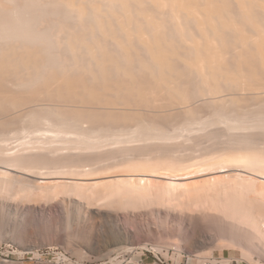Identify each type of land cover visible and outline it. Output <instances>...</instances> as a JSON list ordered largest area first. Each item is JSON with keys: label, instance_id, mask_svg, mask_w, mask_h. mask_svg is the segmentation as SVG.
Listing matches in <instances>:
<instances>
[{"label": "bare ground", "instance_id": "6f19581e", "mask_svg": "<svg viewBox=\"0 0 264 264\" xmlns=\"http://www.w3.org/2000/svg\"><path fill=\"white\" fill-rule=\"evenodd\" d=\"M220 125L219 133L214 126ZM210 127L220 136L213 132L211 140L233 146L215 149L201 162L185 164L174 149V158L160 147L168 156L137 152L140 139H157L155 145L173 140L171 146L196 132L208 130V136ZM257 135L264 136V0H0V214L21 235H35L43 227L39 220L69 209L75 214L68 222L77 227L94 220L90 231L103 220L112 222L125 235L114 242L125 244L130 228L120 218L142 223L137 207L151 178L168 177L176 188L221 173L233 180L253 174L262 190L264 139L258 144ZM124 143H132L140 159L126 163L118 157L123 166L114 157L132 154L122 152ZM101 146L119 150L111 149L114 156L108 150L113 157L100 170L97 163L96 170L79 168L68 157L72 167L57 159L62 168L55 161L53 166V156L63 151L96 153ZM109 184L112 193L105 190ZM116 206H125L126 215L120 217ZM161 212L159 218L169 216Z\"/></svg>", "mask_w": 264, "mask_h": 264}, {"label": "rangeland", "instance_id": "374dc122", "mask_svg": "<svg viewBox=\"0 0 264 264\" xmlns=\"http://www.w3.org/2000/svg\"><path fill=\"white\" fill-rule=\"evenodd\" d=\"M214 127H216L215 128L216 130H218L222 126L220 125L218 127L217 126H214ZM214 127L209 128L208 136H207L208 130H207V132L204 130L205 132L204 131L203 132H201V131L196 132L195 134L194 133L191 134L190 137L187 135L189 140L187 138L183 139V137H178L177 139L174 140V143H171V146L173 148L169 145H168L169 147L167 146V143L170 144V141L172 142L173 140H170V141L165 140L168 142L163 141V143H166L165 144L166 147H165V145L163 143H161L162 140L158 141L155 145L154 143L157 141V139H155L156 140L155 142L152 139L154 143H151L152 140H150V141L148 140V142L145 140V142H144V140L141 141V139H140L138 141H139V144L141 145V147H137L138 141H137V139H135L136 141L134 140V142H132V140L130 141L133 144L132 143H126V144H130V146L127 145L128 148H130V150L128 149V152L126 150L127 147H125L126 144L124 143L123 149H125V150L122 149V152L124 153V151H125L128 154L131 151V148H132L131 144H132L133 148H134V146L137 147L138 151L136 149L135 150L137 152H139V154L141 153L140 151H142V153H143V154L141 153L142 157L144 155L143 151H145V152L149 151L150 152V155L148 152L144 156H152L153 157V155L155 153L156 154L158 153L157 150H159L158 147H160L161 148L160 150L163 149L164 152L166 150V152L169 154V157H173L175 155V152L172 149H174L175 151L178 150L177 152H179V153H176V154H179V155L181 154V156L178 155L179 156L178 158H179V160H182V159L186 160V161H184L185 164L187 163V161H189V162L200 161L201 162V160L203 161L206 158L205 157L203 159V156H205L206 154L209 155V153L210 152L212 153L213 150H215V149L217 150L219 148L221 149L222 146H226V147L231 146V145L233 146L232 142H229L230 140L228 141L226 139H221V138L217 139L219 142L214 140V139H216V137H220L218 134V132L220 133V130H218V132L215 133L214 131H216V130L212 129ZM210 131H212V132H210ZM213 132H214V135L216 137H214V139L211 140V138L214 136ZM200 133H202V134H200ZM197 134L202 135V136L205 134L204 135L205 137H202L200 139L201 136H196ZM194 135L197 138L199 137L200 140L197 138H196L197 140L192 139L194 137ZM259 136H260V134H259ZM259 136L258 135L254 136V137H256V139L254 138V140L257 143H258V140L260 141L261 139H264V138H262V137H264L263 135H261L262 137H259ZM209 137H210V139H209ZM258 137L260 139H258ZM203 138H205L206 141ZM190 139H191V141H190ZM185 140H187L186 142H188V144L186 142H185V144L183 143ZM201 140H203L205 142H202ZM207 140L213 141L215 143V145H213L214 144L213 142H208ZM225 140L228 141L229 144ZM195 141L196 142L199 141L200 145L203 147H201L200 145L198 146V143H196ZM140 142H142V143H140ZM179 142H180V144H178ZM181 142L183 144H181ZM192 142H193V144H192ZM143 144H145L147 149H145V146ZM157 144H159V145L157 146ZM211 144L214 146V148ZM223 144H225V145H223ZM174 145H175V147H174ZM206 145H208L207 146L208 148L206 147ZM219 145H220V147H219ZM142 146H144V148ZM152 146H154V147H152ZM191 146H193V147H191ZM215 146H216V148H215ZM120 147H122V145ZM164 147L166 149H164ZM167 147H168V149H167ZM181 147H183V148H181ZM103 148H105L107 150H104V152H103ZM177 148H179V149H177ZM186 148L188 150L190 149L192 151H186L187 150ZM198 148H202L203 150L198 149ZM111 149L112 148H109L108 146L107 147L101 146V149L99 148V150H101V152L99 150H97L96 153L92 151L93 154L89 153L91 151L81 152V153L75 152L76 154H80V156L79 155L75 156L76 154L74 153V151H72V153L70 151V153L72 155L74 154L73 157H71L72 155L70 153H68V155H70V156H68V155L66 156L64 153L67 154V151L66 152L63 151L64 153L63 152L62 153L65 155V159H64L63 154L57 155V158L55 155V156H53V158L51 157L53 160V163H54V164L53 163L52 164H53V166H56L57 164L60 165V164H62L61 162H63L65 160V162H67V163L64 164V162H63L62 165L67 164V166H71V164H70L71 162L69 163L70 165H68V161L72 160L73 163H75V164L77 163L76 165L78 167L80 165L79 168H83V169L84 168L85 169L91 168V169L96 170V168L99 167L97 169L100 170L101 166L103 167V165H104L102 162L105 161L104 163H106V161L108 160V159H105L108 156L106 154L110 153V152H108V150H110L112 152V150H114L115 148L112 150ZM153 149H155V150H153ZM169 149H170V151H169ZM181 149H183L182 153H180ZM184 149H186V150H184ZM116 150H119V148H116L115 151ZM150 150H152V151H150ZM120 151H121V149H120ZM120 151H118V152H120ZM136 151H133V152H135L137 154ZM171 151L174 152V154ZM193 151H194V154H193ZM133 152H132V154L130 153V155H133L134 154ZM160 152H162V151H160ZM164 152H162V153L167 155V153H164ZM170 152L173 156L172 155L170 156ZM82 153L85 155H82ZM88 153H89V155H88ZM100 153H101V155H100ZM113 154H114V151L112 152L111 155H113ZM119 154L114 157L115 161H117V162L119 160L125 162L126 161L125 159H127L129 161H135V160L140 159V158H137L138 155H136V156L133 155L131 157L128 154L127 156H129V157L124 158L123 156L125 153L122 156ZM156 154H155V156H156ZM158 154H157V156H161V153L159 155ZM111 155H109L111 158H109V156L107 158L112 159V157L115 154L113 156H111ZM192 155L194 157H192ZM196 155H198V156H196ZM59 157H61V158H59ZM67 157L69 158V160ZM82 157H84V158L80 159ZM103 157L105 160L102 159ZM133 157H135V160H133ZM73 158L74 159L76 158L75 161H73ZM100 158H101V160H100ZM122 158H123V160H122ZM131 158H132V160H131ZM185 158H188V159H185ZM190 158L191 159L193 158V160H191ZM55 159H57L61 162H59ZM95 159L97 160V162ZM77 160H79V161L81 160V162H77ZM84 160H87V161L89 160V161L87 163V161H84ZM54 161L56 163L57 162L58 163L56 164ZM120 161H119V163H122L121 165H123V166L126 165L127 162H129V161H126V163L124 164L123 162H120ZM94 162H95V164H94ZM117 162H116V166L119 164V163L117 164ZM81 163H83L84 166L87 165V167L86 166L81 167ZM96 163L98 164V166ZM113 163H115V162H111L109 164H113ZM62 165H60L61 168H62ZM76 165H75V167H77ZM113 165L112 166L115 167V164H113ZM118 166L120 167V165H118ZM123 166H121L120 168L122 169ZM63 168H64V166H63ZM219 175H222V177L225 176L222 173ZM252 175L253 174H249L248 177H245V178H243L242 176L241 177L237 176V177H235V180H233L234 176L232 177V176H228V175H226L227 177H224V179L221 176H219L218 178L215 177V179L217 178L216 180L214 178H212V179L211 178H209V179L208 178L207 179L206 178L205 179L200 178L198 180H192V181L190 180L189 181L190 183H188V185H185L183 187H176V188H175V186H172L169 183H167V182H169L168 177H163V178L158 177V178H154V179L151 178L153 181L152 180L150 182L146 181L145 182L146 188H144L145 189L144 192L148 191L147 194L148 193H150V194H148V195L146 194V199H144L143 203H142L143 206L137 207L138 208L137 211L143 210L142 212L144 214L142 216L143 221L141 220L142 223L139 226L133 224V222L129 221L125 217H121V216L126 215L125 212L123 211V210H125V206H123V207H117L116 206L118 208L117 213H119V215L121 217V218L119 217L120 220L122 222H124L123 223L124 225L126 224L125 226L128 225L127 227L130 228V235L127 237L128 242H126L125 244H116L114 242L115 238H121V237L123 238V237H125V235L123 233L118 234V232H116V230L114 229L115 226L113 225L112 222H110L108 220H103L101 223V227H96V228L93 227L94 229L92 228V231H90L91 229L88 228L87 225L89 226V224L91 222L93 223L94 220L90 219V222L89 221L86 222L85 227H81L79 225L77 227V225L71 224L70 221L68 222V220H70L75 214V212L73 210L69 211V209H65V212L63 211V213H62L63 216L61 214H55V215H53L54 217L52 216V218L50 217L48 219L46 218V219L39 220L40 221L39 223L43 226L42 229L43 228L44 229L42 230L40 228L41 231L38 229L36 234L33 236H30V237L21 235L20 232H18L17 228L16 229L15 228H9V226L12 225V221L9 218L7 219L6 217H3L2 214H0V225L2 224L0 227V264H264V249H263L264 248V216H263L264 215V210H263L264 209V205H263L264 204V194L263 193L259 194V190H260V188H259L260 182H258L259 177H256V176L254 177V175L253 176ZM229 177H231V179ZM239 177H240V179L241 178L242 179L238 180ZM203 179L205 181H203ZM253 179H257V180H253ZM229 180H231V181H229ZM253 181H255V182L257 181L256 184ZM260 181H263V180L261 179ZM200 182H201V184H200ZM145 183L143 182V184H142V181H141L137 185L139 186V184H141L140 188H142V186ZM148 183H150V184L148 185ZM110 185L111 184H109V186ZM241 185H242V187H241ZM255 185H257V186H255ZM261 185H263V184L261 183ZM109 186H107L105 188V190H106V192L108 190L107 193H109V190H110V193H112L114 190L113 189L114 187H112V186L109 187ZM253 186H254V188L258 187V190L256 188L254 189ZM262 187H264V186H262ZM262 187H261L262 190H260V191L264 192V190H263L264 188H262ZM169 188H170V190H169ZM214 188H216V189H214ZM226 189H227V191H226ZM142 190H143V188H142ZM240 191H241V193H240ZM184 192L186 194H189L191 192L189 194L190 196L189 195L186 196V194ZM125 196H127V195H125ZM156 196H158V197H156ZM176 196H178V197H176ZM167 197H169V199ZM111 198H113L115 200V197H111ZM171 198H173V199H171ZM238 198H239V200H238ZM51 199L52 198H50V200ZM53 199H55V198L53 197ZM116 199H118V197H116ZM163 199H164V201H163ZM145 200H146V202H145ZM181 200H183L184 202H182ZM232 200H235L234 203L236 204L237 207L235 206V204H233ZM107 201H108V198H107ZM148 201L149 202L151 201V202L148 203ZM144 203H146V205ZM241 203H243V204H241ZM102 204H103V202H102ZM219 204L220 205L223 204V205L220 206ZM233 205H234V208H230V207H233ZM101 207H103V206H101ZM116 207H111V209L116 208ZM145 207H147V208H145ZM220 207H222V208H220ZM237 208L238 209L241 208L242 210H240V209L238 210ZM140 209H142V210H140ZM234 209H235V211H234ZM119 210H121V211H119ZM156 210L160 211V212L162 211L161 216L162 215H169V216H166V217L162 216V218H159L156 215V212H157ZM245 212H247V213L245 214ZM241 214H243V215H241ZM67 215L69 216V218H67L68 217ZM182 216L190 218L192 223L190 222L187 224H183L180 220ZM167 217H169V219H171L173 221L166 220ZM2 218H3V220H2ZM164 218H165V220H164ZM159 219L161 221H158ZM234 219H236V220H234ZM163 220H164V222H163ZM2 221H4L5 223ZM248 221H249V223H247ZM10 222H11V224H10ZM256 222H258L260 225ZM45 223H46V225H45ZM69 223L71 225H69ZM7 225H8V227L6 228ZM67 225L69 227L70 226L71 227L69 228ZM74 225L77 228H75ZM148 226H149V230H148ZM236 226H237V228H236ZM257 226H258V228H256ZM10 227H12V226H10ZM253 228H254V230H253ZM13 229H14V231H13ZM70 229L72 231H70ZM88 230H89V232H88ZM93 230H94V232H93ZM258 232H259V234H258ZM94 233H95V235H94ZM252 236L254 238H252ZM228 242H229V244H228Z\"/></svg>", "mask_w": 264, "mask_h": 264}]
</instances>
